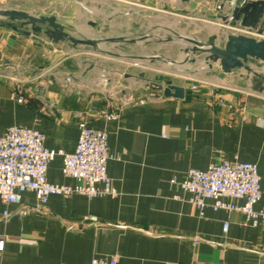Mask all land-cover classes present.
Listing matches in <instances>:
<instances>
[{"label":"crops","instance_id":"0c3cea01","mask_svg":"<svg viewBox=\"0 0 264 264\" xmlns=\"http://www.w3.org/2000/svg\"><path fill=\"white\" fill-rule=\"evenodd\" d=\"M239 1L36 0L37 15H55L70 33L99 39L98 47L57 39L45 25L0 20V134L23 124L43 131L48 148L73 152L80 120L105 129L118 191L51 195L45 205L31 190L20 205L0 196V214L10 212L0 219V264H87L112 256L117 264H264V217L253 223L242 210L214 209L212 199L201 214L181 186L191 168L255 162L263 178L255 208L264 212V79L255 72L264 74V61L251 58L254 70L225 71L201 51H184L194 45L184 36L224 45L231 33L244 32L233 18ZM259 27L261 34H249L264 38V15ZM104 43L140 62L100 56L113 62L103 71L93 57ZM154 70L171 77L154 84L147 75ZM105 79L125 86L111 97ZM169 83L184 86V95H166ZM47 176L77 183L64 174L62 156Z\"/></svg>","mask_w":264,"mask_h":264},{"label":"built area","instance_id":"2783aa9c","mask_svg":"<svg viewBox=\"0 0 264 264\" xmlns=\"http://www.w3.org/2000/svg\"><path fill=\"white\" fill-rule=\"evenodd\" d=\"M240 29L247 34H261L260 31H253L244 26ZM192 87L196 89L198 84L193 83ZM115 93L111 90L110 96H115ZM133 99V96H126L127 101ZM79 129L75 151L65 152L48 148L45 133L38 128L23 124L8 126L7 130L0 134L2 200L8 204L20 205L22 194L27 190L33 191L42 205L47 204L51 195H117L118 191L113 187L108 173V162L115 155L110 151L107 131L90 125L84 119L79 121ZM57 156H62L64 174L76 179L75 185L55 184L48 180L49 165ZM262 179L255 162L222 160L212 163L207 169H189L181 186L191 194L190 200L198 206L201 214L207 206L206 200L212 199L214 209L242 210L248 220L257 223L260 217H264V212L255 208L262 197ZM226 198H244L245 203L238 205ZM20 212L26 213L27 207L21 206ZM9 214L10 212L5 210L0 214V219ZM86 219L98 221L96 215H88ZM223 228L227 232L230 223L225 222ZM117 263V258L112 256L93 257L87 264Z\"/></svg>","mask_w":264,"mask_h":264},{"label":"water","instance_id":"95a60500","mask_svg":"<svg viewBox=\"0 0 264 264\" xmlns=\"http://www.w3.org/2000/svg\"><path fill=\"white\" fill-rule=\"evenodd\" d=\"M264 15V0H240L233 8V18L240 20V23L253 31H262L259 27L260 20ZM0 17H6L12 22H23L31 24L33 29L47 27L57 39H68L76 44H89L98 47L99 39L91 37L76 36L65 30L64 25L58 21L55 15H37L27 10L0 7ZM192 41V47H184V51H201L205 53L206 59L218 60L225 71H231L235 67H245L254 70L248 64L251 58H258L264 61V38H257L253 35L239 32L231 33L227 43L220 45L213 40L203 41L192 36H184ZM116 39H124L119 37ZM197 58H192L196 60ZM264 79V74L255 70ZM185 88L182 85L169 83L164 88L166 95L183 96Z\"/></svg>","mask_w":264,"mask_h":264},{"label":"rangeland","instance_id":"374dc122","mask_svg":"<svg viewBox=\"0 0 264 264\" xmlns=\"http://www.w3.org/2000/svg\"><path fill=\"white\" fill-rule=\"evenodd\" d=\"M0 7H6V8H15V9H21V10H27L33 14L36 13H40L41 9V5L36 4V0H0ZM0 20L5 21L8 20L6 17H0ZM189 43V42H188ZM103 48L105 49H96L95 50V55L96 57H93V64H101L100 67H102L103 71H107L108 67H113V62L108 60H100V56L101 57H107V58H112V59H119L120 57L124 58L127 61H134V62H140V59H134V58H129L124 56L123 54L121 55L120 52H118V50L114 51V52H108L107 49L109 50H114L112 48H109V43H104L103 44ZM163 55V54H161ZM160 61L161 63L163 62L162 60L157 61L158 64V68L160 69ZM184 63V62H183ZM104 64V65H103ZM113 69V68H111ZM114 70V69H113ZM112 71V70H111ZM105 77L109 76L107 75L106 72H104ZM150 78H151V82L154 84L160 83L162 81H166V79L170 78L171 75H168L167 73L161 72V71H149V73L147 74ZM112 76V74H111ZM107 79H105L106 81ZM101 85L103 88H110L111 90H117L118 92H120V89L122 87L125 86V84L123 83V81L119 82L118 84L115 85H111L112 83L108 82V80ZM127 85V84H126ZM117 87V88H114ZM121 87V88H120ZM114 88V89H113Z\"/></svg>","mask_w":264,"mask_h":264}]
</instances>
